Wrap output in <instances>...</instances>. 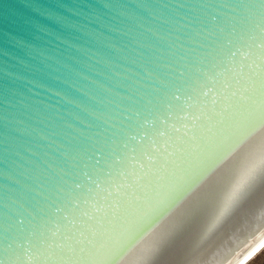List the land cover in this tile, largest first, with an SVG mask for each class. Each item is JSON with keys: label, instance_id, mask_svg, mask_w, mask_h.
I'll return each mask as SVG.
<instances>
[{"label": "snow or ice", "instance_id": "snow-or-ice-1", "mask_svg": "<svg viewBox=\"0 0 264 264\" xmlns=\"http://www.w3.org/2000/svg\"><path fill=\"white\" fill-rule=\"evenodd\" d=\"M21 7L0 26V56L17 62L72 15L66 0ZM224 7L228 22L172 40L110 111L91 113L95 123L42 162L30 203L0 228V264H126L179 207L215 200L242 150L252 146L248 173L264 169V0Z\"/></svg>", "mask_w": 264, "mask_h": 264}, {"label": "water", "instance_id": "water-1", "mask_svg": "<svg viewBox=\"0 0 264 264\" xmlns=\"http://www.w3.org/2000/svg\"><path fill=\"white\" fill-rule=\"evenodd\" d=\"M27 0H0L11 27ZM243 0H66L18 62L0 56V228L30 203L42 162L57 158L77 129L94 124L127 95L158 53L226 23ZM259 3L260 0H254ZM87 5L86 8L79 7ZM252 146L225 166L229 177L203 208L186 203L169 215L126 264H244L264 245V169L244 167Z\"/></svg>", "mask_w": 264, "mask_h": 264}, {"label": "rangeland", "instance_id": "rangeland-1", "mask_svg": "<svg viewBox=\"0 0 264 264\" xmlns=\"http://www.w3.org/2000/svg\"><path fill=\"white\" fill-rule=\"evenodd\" d=\"M262 257H264V249L254 259H252L248 264H259Z\"/></svg>", "mask_w": 264, "mask_h": 264}, {"label": "bare ground", "instance_id": "bare-ground-1", "mask_svg": "<svg viewBox=\"0 0 264 264\" xmlns=\"http://www.w3.org/2000/svg\"><path fill=\"white\" fill-rule=\"evenodd\" d=\"M264 249V245L260 250H258L249 260H247L244 264H248L252 259H254L262 250Z\"/></svg>", "mask_w": 264, "mask_h": 264}]
</instances>
